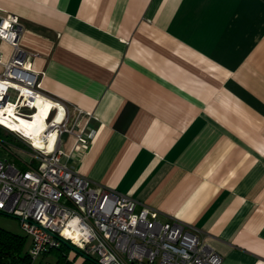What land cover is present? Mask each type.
Here are the masks:
<instances>
[{
	"label": "crops",
	"instance_id": "obj_1",
	"mask_svg": "<svg viewBox=\"0 0 264 264\" xmlns=\"http://www.w3.org/2000/svg\"><path fill=\"white\" fill-rule=\"evenodd\" d=\"M47 94L96 130L64 159L264 264V0H0ZM4 47L6 45L4 44Z\"/></svg>",
	"mask_w": 264,
	"mask_h": 264
},
{
	"label": "built area",
	"instance_id": "obj_2",
	"mask_svg": "<svg viewBox=\"0 0 264 264\" xmlns=\"http://www.w3.org/2000/svg\"><path fill=\"white\" fill-rule=\"evenodd\" d=\"M24 32L19 17L0 13V107L13 104L18 115L30 118L39 98L53 102L40 134L42 143L52 138V148L19 133L32 143L37 166L19 168L0 157V211L19 220L30 259L36 262L67 243L98 264H222L196 227L97 185L64 159L63 136L73 133L80 145L89 143L96 130H80L78 121L93 115L78 109L73 118L66 103L45 92L44 72L33 67V56L22 46ZM0 127L15 131L2 121Z\"/></svg>",
	"mask_w": 264,
	"mask_h": 264
},
{
	"label": "rangeland",
	"instance_id": "obj_3",
	"mask_svg": "<svg viewBox=\"0 0 264 264\" xmlns=\"http://www.w3.org/2000/svg\"><path fill=\"white\" fill-rule=\"evenodd\" d=\"M48 107L45 110V116L48 117ZM32 143L21 136L18 132H10L0 127V157L8 159L14 162L19 168H26L30 164L37 166V161H31ZM28 163H27V162ZM0 227L13 232H21L20 223L16 217L0 213ZM68 255V261L70 264H84L87 260L88 264H98L95 256H89L85 253L76 250L72 246L68 245L62 249H55L50 253L45 254L37 261L38 264H58L57 260L62 255Z\"/></svg>",
	"mask_w": 264,
	"mask_h": 264
},
{
	"label": "bare ground",
	"instance_id": "obj_4",
	"mask_svg": "<svg viewBox=\"0 0 264 264\" xmlns=\"http://www.w3.org/2000/svg\"><path fill=\"white\" fill-rule=\"evenodd\" d=\"M52 101L49 99L39 98L37 101V111L34 112V116L25 118L16 113L13 104H6L0 107V121L11 127V129L22 133L23 135L30 136L37 146H45L48 148L53 147L52 138L49 139L48 143H42L40 134L46 124L45 110L47 107L51 108ZM61 113L57 116L60 119Z\"/></svg>",
	"mask_w": 264,
	"mask_h": 264
},
{
	"label": "trees",
	"instance_id": "obj_5",
	"mask_svg": "<svg viewBox=\"0 0 264 264\" xmlns=\"http://www.w3.org/2000/svg\"><path fill=\"white\" fill-rule=\"evenodd\" d=\"M28 245L29 238L22 232H13L0 227V264H38L37 261H40V259L36 262L30 259ZM68 245L69 244L65 243L58 249H62ZM52 251L53 250H51V252ZM57 263L70 264L68 255H62V257L57 260ZM88 263L89 261L87 260L84 262V264Z\"/></svg>",
	"mask_w": 264,
	"mask_h": 264
},
{
	"label": "water",
	"instance_id": "obj_6",
	"mask_svg": "<svg viewBox=\"0 0 264 264\" xmlns=\"http://www.w3.org/2000/svg\"><path fill=\"white\" fill-rule=\"evenodd\" d=\"M0 213H2V212L0 211Z\"/></svg>",
	"mask_w": 264,
	"mask_h": 264
}]
</instances>
